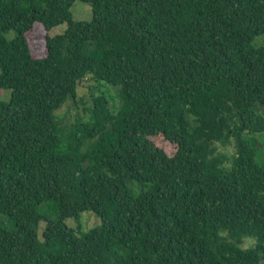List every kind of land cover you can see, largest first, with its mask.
<instances>
[{
  "label": "trees",
  "instance_id": "trees-1",
  "mask_svg": "<svg viewBox=\"0 0 264 264\" xmlns=\"http://www.w3.org/2000/svg\"><path fill=\"white\" fill-rule=\"evenodd\" d=\"M74 1L0 0V264H264V0Z\"/></svg>",
  "mask_w": 264,
  "mask_h": 264
},
{
  "label": "rangeland",
  "instance_id": "rangeland-1",
  "mask_svg": "<svg viewBox=\"0 0 264 264\" xmlns=\"http://www.w3.org/2000/svg\"><path fill=\"white\" fill-rule=\"evenodd\" d=\"M70 12L72 15V19L76 21H90L92 19L91 5L89 3H86L80 0H75L73 2L70 8ZM38 25L41 26L40 24ZM65 27H66V24L62 23V24L52 27L47 32L49 35L52 36V35L61 33L65 29ZM35 32L36 31H34L33 33L29 32L27 34V40L30 46L32 56L40 57L44 55V51L42 49V41L44 40L45 34L40 35L39 33V36L41 37V39L39 38L38 40L37 36L35 35ZM88 85H92V81L83 80L78 85L77 98H76L78 99V103H79L78 108H76L75 104L70 99H68L66 103L58 110L59 114L64 119V121H66L67 119H72V117L74 116V114H76L77 111L83 112L82 111L83 103L85 105H88V104L90 105L91 99H90V91H89ZM9 94H10L9 90H0V100H4V101L8 100ZM107 96L109 98L111 97V94H108ZM155 143L161 148H163L165 151H167L168 153H172L175 150V146L172 143L166 142L163 139H156ZM225 150L228 152H231L233 149L232 147L228 146ZM260 153H262V150ZM263 153H264V148H263ZM42 212L47 216L53 214V211H50V210H42ZM53 218L55 219L56 216L54 215ZM79 221L81 224L80 232L78 233L79 235L82 232H86L91 228L99 226L100 224V218L90 210L83 211L80 215ZM65 223L69 227H75L77 224V221H75L72 218H67L65 220ZM9 225L10 224L7 222L6 217L0 214V226L8 227ZM44 225H45L44 220H41L39 222V227L37 230L38 234L41 233L40 229L44 227ZM248 243L249 241L246 244Z\"/></svg>",
  "mask_w": 264,
  "mask_h": 264
}]
</instances>
